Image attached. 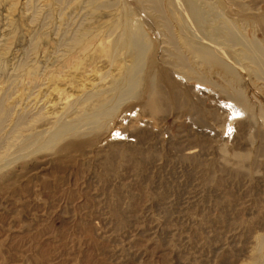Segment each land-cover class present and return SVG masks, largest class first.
<instances>
[{
    "label": "rangeland",
    "instance_id": "obj_1",
    "mask_svg": "<svg viewBox=\"0 0 264 264\" xmlns=\"http://www.w3.org/2000/svg\"><path fill=\"white\" fill-rule=\"evenodd\" d=\"M180 1L0 0V264H264V0Z\"/></svg>",
    "mask_w": 264,
    "mask_h": 264
},
{
    "label": "bare ground",
    "instance_id": "obj_2",
    "mask_svg": "<svg viewBox=\"0 0 264 264\" xmlns=\"http://www.w3.org/2000/svg\"><path fill=\"white\" fill-rule=\"evenodd\" d=\"M150 2L158 3V0H150ZM180 3L183 6L182 7V9L184 10L183 12L187 16V19L189 20V24L195 25L201 36L213 39V36L216 34L215 32L218 33L219 31L217 28L214 29L215 27L209 30L206 29L205 19L202 15V12L197 2H195L194 0H181ZM180 33H181L180 34L181 39L185 42V44L187 43L188 48L193 52V54L195 53L197 54L194 56L198 57L202 64L211 63L214 65H218V66L223 67V69L227 71V73H229L230 71L229 66L227 67V65L221 61L220 57H217L216 55H214L213 51H210L204 45L200 44L198 40L196 41L194 39L193 32L189 31V33H186L184 32V30L183 31L181 30ZM123 45L129 50H131V52L133 53V58H132L133 60L131 62V65L125 70L123 76L121 77V80L119 82L120 85L116 84V86L113 88L118 91V98L119 97L124 98L132 94V91L138 85V81H139L137 78V72L139 68L141 43L140 41H137V37L134 34L128 33L123 41ZM253 52L255 53L258 52V58L255 57V60L258 59L257 61H259L261 66L263 67L264 60L260 58V56H262V58L264 59V55H262V51L258 50L257 48H253ZM256 65L261 67L258 64ZM145 82H146V85H147V82L150 84V78L149 79L146 78ZM233 105H232L233 112L236 113L237 111ZM225 107L226 106L221 105L219 108L224 110ZM100 108L102 107L100 106L98 108V111L94 114L84 115L83 119L88 120V121H94L95 119H97L98 116L108 113V109H100ZM69 127H70V124L61 125L55 132H53L52 134H50V136H48V138L46 139L47 142L49 143L53 142L57 137H59L62 133H64V131H66V129H68Z\"/></svg>",
    "mask_w": 264,
    "mask_h": 264
}]
</instances>
